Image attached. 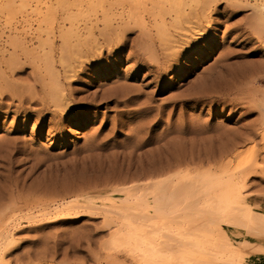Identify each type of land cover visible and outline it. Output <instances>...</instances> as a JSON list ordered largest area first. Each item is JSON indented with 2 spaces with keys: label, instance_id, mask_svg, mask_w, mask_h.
Returning <instances> with one entry per match:
<instances>
[{
  "label": "rangeland",
  "instance_id": "obj_1",
  "mask_svg": "<svg viewBox=\"0 0 264 264\" xmlns=\"http://www.w3.org/2000/svg\"><path fill=\"white\" fill-rule=\"evenodd\" d=\"M263 100L264 0H0V264H264Z\"/></svg>",
  "mask_w": 264,
  "mask_h": 264
},
{
  "label": "bare ground",
  "instance_id": "obj_2",
  "mask_svg": "<svg viewBox=\"0 0 264 264\" xmlns=\"http://www.w3.org/2000/svg\"><path fill=\"white\" fill-rule=\"evenodd\" d=\"M263 67V66H262ZM238 68H240V67H238ZM261 70H263V68L261 69ZM248 72V73H247ZM251 72L250 71H247L246 69H243V67H241L239 70H237V71H234V73L232 74V78L235 80V81H239V83L238 84H240V79H247L248 77H249V75L247 76V74H250ZM245 81V80H244ZM243 83V82H242ZM241 83V86L242 87H246V84L243 86V84ZM231 84V83H230ZM233 85V84H232ZM234 86V85H233ZM239 86V85H238ZM240 86V87H241ZM229 87V86H228ZM232 87V86H231ZM234 87H236L237 89H238V87H237V85L236 86H234ZM241 87V88H242ZM244 87V88H245ZM230 89V88H229ZM228 89V90H229ZM230 91V90H229ZM228 91V92H229ZM243 91V90H242ZM245 91V90H244ZM253 92H255L254 91V89L252 90ZM227 92V91H226ZM238 92V91H237ZM248 93H250V92H248ZM258 93H260V91L258 92ZM254 94H256V93H254ZM250 96H249V98L252 96V93H250L249 94ZM246 96H248L247 94H246ZM255 96V95H254ZM61 97V96H60ZM61 99V98H60ZM256 99V98H255ZM253 97L251 98V99H249L250 100V102H251V100L253 101V100H255ZM237 101V100H236ZM55 102L56 103H58V98L55 100ZM263 102H264V100H263ZM261 105V104H260ZM262 105H264L263 103H262ZM57 106V105H56ZM59 106V105H58ZM55 108V107H54ZM247 131H248V129H247ZM255 135V132L253 133V131H251V130H249V132H244L243 134L241 133V134H238V135H236V137L234 138V139H231V142H230V145H229V143H228V146L227 147H224V149L222 150V151H220L219 150V154L221 155V154H223V155H227V154H229L230 153V150L234 147V146H236V144L235 143H237V142H235L236 140H241V142L244 140V141H246L247 140V138L248 137H253ZM235 140V141H234ZM234 141V142H233ZM213 152H215V151H213ZM217 155V154H216ZM215 154H214V156H216ZM159 161V160H158ZM162 163H163V161H162ZM4 234V233H3ZM55 256V255H54ZM28 258V257H27ZM40 258V257H39ZM16 259H14V261H15Z\"/></svg>",
  "mask_w": 264,
  "mask_h": 264
}]
</instances>
